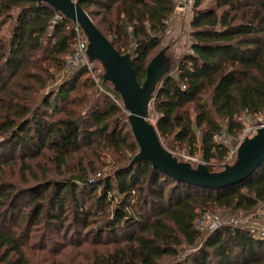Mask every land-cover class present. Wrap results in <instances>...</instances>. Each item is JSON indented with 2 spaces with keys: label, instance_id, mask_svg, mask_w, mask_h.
<instances>
[{
  "label": "trees",
  "instance_id": "obj_1",
  "mask_svg": "<svg viewBox=\"0 0 264 264\" xmlns=\"http://www.w3.org/2000/svg\"><path fill=\"white\" fill-rule=\"evenodd\" d=\"M78 1L132 55L143 83L176 1ZM203 2L193 3L191 52L178 57L151 103L163 144L200 152L219 171L230 146L215 137L239 140L245 117L264 115V0H216L217 9L201 10ZM57 15L37 0H0V29L10 22L9 37L0 36V264H30V251L58 244L52 235L66 239L76 224L78 234L113 244L92 264H170L167 257L171 264H264V236L230 223L206 233L197 226L208 209L252 211L264 203V162L221 189L179 182L149 160L131 163L139 147L121 97L100 67L95 78L86 66L66 70L77 24ZM52 68L67 74L58 82ZM106 151L118 156L116 165L94 176Z\"/></svg>",
  "mask_w": 264,
  "mask_h": 264
},
{
  "label": "water",
  "instance_id": "obj_2",
  "mask_svg": "<svg viewBox=\"0 0 264 264\" xmlns=\"http://www.w3.org/2000/svg\"><path fill=\"white\" fill-rule=\"evenodd\" d=\"M51 6L59 16L69 18L79 25L87 39L86 55L89 63L98 62L103 68V81L110 84L121 97L128 113V122L139 151L131 163L149 160L154 169L174 178L201 187L221 189L239 183L264 162V122L252 136H246L237 144L236 157L222 170L212 171L201 157L194 166L190 161L180 160L162 142L156 124L149 118L151 99L159 84L171 72L174 55L170 46L161 48L146 67V79L140 83L130 53H121L96 24L78 0H37ZM189 1V0H187Z\"/></svg>",
  "mask_w": 264,
  "mask_h": 264
},
{
  "label": "rangeland",
  "instance_id": "obj_3",
  "mask_svg": "<svg viewBox=\"0 0 264 264\" xmlns=\"http://www.w3.org/2000/svg\"><path fill=\"white\" fill-rule=\"evenodd\" d=\"M175 1H176L175 12L173 13V15L169 20V30L167 32L166 37L164 38V43L162 46V48L168 45L170 46V53L174 55V65L176 64V61L179 56L191 52V44L193 39L191 37L190 23L194 15V10H193L194 0H189V1L175 0ZM186 1L188 6H186V8H183L184 9L182 10L183 14L179 15L178 14V12L180 11L179 6L180 4L185 5ZM199 9L201 10L217 9L216 0H204V2L201 4ZM9 25L10 22H5L3 24L2 28L0 29L1 37L2 36L9 37V27H10ZM68 56L65 57V60ZM94 66L100 67V69H97V72L102 73L103 75L104 70L101 64H99L98 62H94ZM66 70L57 72L54 68H52L51 72L56 73L55 75L58 78L57 81L59 82L67 74ZM94 75L96 76L95 69H94ZM55 84L56 82L55 83L51 82L44 92H49L51 89H53ZM108 85L112 88L110 84ZM152 109L153 106L151 103L149 108V118L153 123H155L156 121ZM42 114L50 119L52 112L50 109H44L42 111ZM243 115L245 116L246 114L244 113ZM262 122H264V115H259L256 118L252 116H246L245 117L246 126L241 137L239 138V140H237L238 144L244 139L243 138L244 135L252 136L253 135L252 129L258 127ZM238 144L235 147H233L229 142L230 147L235 149H237ZM167 148L169 149V147ZM169 150H171L180 160L189 161L188 157L191 155H189L186 151L178 150V148H175V150L172 149ZM193 156L200 158L198 162H192L194 166H196L201 162L202 156L200 152H197ZM117 157L118 156L113 155L109 151L103 152L100 158L98 170L96 173H93V175L98 177H106L107 175H109L112 172L113 167L116 165ZM235 157L236 155L230 158L229 163H232ZM211 163L215 165L217 164L216 162H211ZM42 165H47L48 167H50L49 162L46 163L45 161H42ZM89 187L92 188L91 185ZM98 191L101 192V188H99ZM207 211L217 214L224 221L223 224H228L229 223L228 220H230V218H235L237 219L236 223L238 226L251 230L255 235L261 236L262 235L261 233L264 232V203L260 204L257 208H255L252 211L230 210V209H208ZM80 228L81 226L79 224L72 226L68 238L66 239L64 237L58 238L52 235V239H56L58 241V244H54L51 242L47 244L45 249L37 248L33 251H30L29 253L30 264H92L96 254L101 252H107L110 249H112L113 247L112 243L101 244L91 240V238L95 237L94 236L95 233H91L88 230H84L81 235L78 234L76 230H79ZM208 231H213V230L208 229ZM206 232L207 229L202 233H206ZM88 235L90 236V240H88L87 238L89 237ZM73 238L75 239L74 243L71 242ZM172 259H173L172 257H167L163 260V262L171 264L173 263Z\"/></svg>",
  "mask_w": 264,
  "mask_h": 264
},
{
  "label": "built area",
  "instance_id": "obj_4",
  "mask_svg": "<svg viewBox=\"0 0 264 264\" xmlns=\"http://www.w3.org/2000/svg\"><path fill=\"white\" fill-rule=\"evenodd\" d=\"M57 17L63 18L59 15H57ZM76 31H77V33H76V39H75L73 52L65 60L66 69H67V71L79 70V69L86 66L88 68V70L90 71L91 75L95 78L96 76L94 75V63H89V61L87 59V55H86L87 39H86L82 29L79 27V25H76ZM258 127L252 129L253 134L256 133V129ZM246 136L247 135H244L243 138H245ZM215 139L217 142L225 143L227 145H229V142L231 143L230 137L225 132L222 135L216 136ZM236 151H237V149L230 147V153H229L226 161L223 162L224 165L229 163V159L232 158L234 155H236ZM188 160L190 162H198L200 160V158H197L194 156H189ZM223 222L224 221L217 214L212 213L210 211H206L199 217V219L197 221V226H198L199 230L201 232H203L206 229H207V231H208V229L215 230V229L219 228L221 225H223ZM228 222L232 225L238 226L236 223L237 219H235V218H230V220H228ZM198 223H199V225H198ZM261 234H262L261 236H264V232H262Z\"/></svg>",
  "mask_w": 264,
  "mask_h": 264
},
{
  "label": "crops",
  "instance_id": "obj_5",
  "mask_svg": "<svg viewBox=\"0 0 264 264\" xmlns=\"http://www.w3.org/2000/svg\"><path fill=\"white\" fill-rule=\"evenodd\" d=\"M186 6H188V5H187V1H186L185 5H184V4H180V6H179L180 11L178 12L179 15H182V14H183V13H182V12H183L182 10H184L183 8H186Z\"/></svg>",
  "mask_w": 264,
  "mask_h": 264
}]
</instances>
